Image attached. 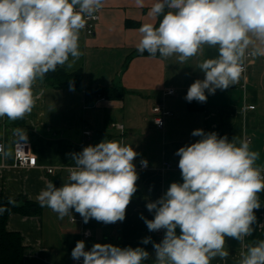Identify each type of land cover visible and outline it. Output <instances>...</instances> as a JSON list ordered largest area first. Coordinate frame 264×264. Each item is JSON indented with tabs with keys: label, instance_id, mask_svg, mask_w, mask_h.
<instances>
[{
	"label": "clouds",
	"instance_id": "clouds-1",
	"mask_svg": "<svg viewBox=\"0 0 264 264\" xmlns=\"http://www.w3.org/2000/svg\"><path fill=\"white\" fill-rule=\"evenodd\" d=\"M104 4L105 0H0V118L22 120L32 112L35 83L79 60L80 31ZM135 4L142 8L145 0ZM147 15L159 23H144L138 29L140 53L176 55L179 63H185L204 46L218 51L216 58L198 64L204 79L189 86L185 96L189 103H206L208 95L237 84L249 55L264 57V0H155ZM191 135L200 139L175 152L182 182H172L161 197L146 203L152 219L141 215L149 232H164L158 243L150 236L141 240L143 245L152 243L154 259L144 247L95 243L86 249L80 240L71 252L73 260L211 264L216 257H228L226 238L244 243L257 222L258 193L264 192V169L255 166L259 153L250 150L247 141L237 143L214 131L198 128ZM13 136L19 145L27 141L21 128H14ZM11 155L0 145V157ZM67 155L74 162L67 181L61 187L47 182L37 195L39 205L60 219L74 209L84 223L123 222L137 192L134 161L140 154L130 145L103 139ZM140 163L148 166L146 159ZM4 211L0 207V213ZM245 247L237 264H264V240Z\"/></svg>",
	"mask_w": 264,
	"mask_h": 264
},
{
	"label": "crops",
	"instance_id": "crops-1",
	"mask_svg": "<svg viewBox=\"0 0 264 264\" xmlns=\"http://www.w3.org/2000/svg\"><path fill=\"white\" fill-rule=\"evenodd\" d=\"M154 2L145 0L141 8L135 0H105L94 34L80 31L79 48L83 55L71 68L65 66L69 72L83 70L84 86L70 89L50 85L46 77L37 80L32 112L22 120L0 118V141L12 152L7 159L0 157V200L11 198L19 205L39 204L37 195L47 182L61 187L67 181L68 170L74 166L68 153L80 152L106 139L130 145L140 154L134 161L139 175L137 192L123 222L104 224L91 219L84 223L74 209L72 215L60 219L47 207H40L35 214H10L7 230L19 233L24 247L19 264H76L71 252L80 240L85 241L86 249L95 243L144 247L154 259L152 243L143 245L141 240L150 236L158 243L164 232H149L141 215L152 219L146 203L161 197L172 182H182L175 152L200 139L191 135L195 129L214 131L229 140L235 138L237 143L247 141L250 150L259 153L255 166L264 169V57L247 58V70L237 84L218 89L208 95L206 103H199L200 108L191 109L185 100L187 90L195 80L204 79L198 64L216 58L218 51L204 46L202 53L185 63H179L176 55H139L138 29L144 23H159L147 15ZM168 89L174 93H167ZM99 90H107L112 96L96 93ZM157 104L170 112L163 128L153 121L152 109ZM118 125H123V129ZM14 128L26 131L27 141L20 143H27L31 154L37 157L36 167L12 166L18 144ZM141 159L148 161L146 168H141ZM49 168L54 172L48 173ZM258 196L261 207L255 210L257 222L252 234L243 244L226 238L228 257H216L211 264H237L241 252L246 251L245 245L264 240V192ZM85 231L91 235L85 236ZM152 259L145 264H152Z\"/></svg>",
	"mask_w": 264,
	"mask_h": 264
},
{
	"label": "trees",
	"instance_id": "trees-1",
	"mask_svg": "<svg viewBox=\"0 0 264 264\" xmlns=\"http://www.w3.org/2000/svg\"><path fill=\"white\" fill-rule=\"evenodd\" d=\"M158 25V24H157ZM139 55H150L147 52L140 53ZM156 56H160L159 53ZM47 83L53 86H70L72 83L73 88H82L84 86L83 70L78 69L73 72L67 71L66 67H58L56 72H50L46 76ZM90 91V90H89ZM101 95L112 96L107 90H99L96 93ZM191 109H198L199 102L193 101L189 103ZM0 207L6 209V211L0 213V264H19L22 262L24 247L22 245V236L17 232H10L7 230V222L10 214H35L40 210L39 204L26 203L19 205L16 202H9L7 199L0 200Z\"/></svg>",
	"mask_w": 264,
	"mask_h": 264
},
{
	"label": "built area",
	"instance_id": "built-area-1",
	"mask_svg": "<svg viewBox=\"0 0 264 264\" xmlns=\"http://www.w3.org/2000/svg\"><path fill=\"white\" fill-rule=\"evenodd\" d=\"M100 19V11L96 12L92 17L87 18V23H86V27L82 30L84 32V34L86 35H92L95 32V27L98 23ZM254 56L249 55L247 58H252ZM247 67L245 64V71L242 73V75H244V73L246 72ZM167 93L169 94H173L174 90L173 89H168ZM248 109H254V106H248ZM153 112V121L154 123L157 125V127L159 128H163L165 125V117L170 115V112L168 110L165 109V107L162 104H157L155 107H153L152 109ZM160 120L161 123L157 124L156 121ZM120 130L123 129V125H118L117 126ZM0 145H3L5 148V145L2 141H0ZM21 145V146H20ZM16 144L14 147V151H13V157H14V162H13V167L15 168H26V167H36L38 160L37 157L33 154H31V152L29 151V147L27 145V143H20ZM141 168H145L142 165H140ZM166 168H169L170 165L169 164H165ZM60 169H65L64 166H61ZM48 173H53L54 169L53 168H49L47 169ZM84 235L89 237L91 235V232L89 231H85ZM76 264H82L83 263V259L81 258L79 261L75 260L74 261Z\"/></svg>",
	"mask_w": 264,
	"mask_h": 264
}]
</instances>
